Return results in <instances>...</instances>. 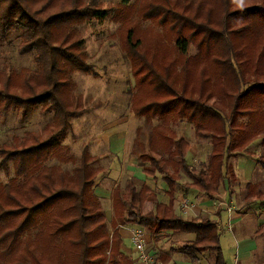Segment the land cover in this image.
<instances>
[{
  "label": "trees",
  "instance_id": "obj_1",
  "mask_svg": "<svg viewBox=\"0 0 264 264\" xmlns=\"http://www.w3.org/2000/svg\"><path fill=\"white\" fill-rule=\"evenodd\" d=\"M130 1L102 8L87 0H0V43L17 33L18 55H32L34 65L0 68V120L35 108L50 116L43 134L0 145V264H133L116 230L109 231L88 151L70 172L59 166L71 161L59 139L82 109L70 75L93 74L78 29L91 21L124 24L136 15L153 26L145 43L133 41L135 26L124 38L132 68L146 62L157 70L154 81L145 75L137 82L132 105L148 99L155 106L150 116L137 114L146 116L145 128L132 142L145 175L158 174L173 189L184 173L190 189L213 200L224 181L236 180L229 159L245 153L264 170V0ZM166 59L171 65L158 71ZM180 123L209 142L206 162L188 163L190 144L173 130ZM259 139V153L248 151ZM245 188L244 203L264 205V181ZM155 199L150 188L128 181L113 192L115 216L154 241L167 232L193 234L180 249L190 262L212 252L214 264H225L218 219L183 221L162 204L143 214ZM157 261L169 264L170 256L159 252Z\"/></svg>",
  "mask_w": 264,
  "mask_h": 264
},
{
  "label": "rangeland",
  "instance_id": "obj_2",
  "mask_svg": "<svg viewBox=\"0 0 264 264\" xmlns=\"http://www.w3.org/2000/svg\"><path fill=\"white\" fill-rule=\"evenodd\" d=\"M87 1L102 8L115 6L120 2V0ZM130 2L137 5L140 0H131ZM134 26L137 32L134 33L133 41L140 39L145 43V35H150L148 33L153 26L151 21H144L136 15L124 24L106 19L100 22L91 21L78 28L84 40V49L88 57L87 64L91 66L93 74L75 72L70 75L75 85L74 95L78 98L82 109L77 117L70 119V127L65 136L59 139L61 145L69 149L71 157L70 162L59 166L65 172H70L77 164L82 150L86 149L97 171L94 192L101 186L109 193L114 188V181L118 179H121V188H124L128 181L134 180L137 183L142 181V177L136 175L142 168V163L133 156L132 142L137 132L145 128L144 119L146 116H138L137 114L143 112L150 116L155 106L148 105L150 101L148 99L146 101L141 100L137 109H132V105L138 103L137 98L139 96H136L135 86L137 82L145 75H149L154 81L157 78V70L156 67H150L146 62L137 64L132 68L127 52V42L124 38H126V32L131 28L134 29ZM17 46V33H11L5 41L0 43V68L7 65L14 71H18L22 67L33 70L32 55H18ZM137 52L140 51L137 50L136 54ZM170 65V59H166L162 61L158 71ZM144 103H146L144 110L140 111V107ZM49 120L50 116H40L39 108L28 109L25 114H7L0 120V145L10 146L13 137H23L28 133L43 134L48 122L50 123ZM173 130L177 139L183 138L190 144L187 157L189 164L197 165L206 162L211 151V145L208 141L196 140L191 125L187 123H180ZM120 147L122 148V155L115 154L114 152ZM260 150V139L248 148V151L254 154L259 153ZM229 162L234 169L236 180L230 183L224 181L219 188L218 196L220 193L226 199V204H231L233 207L232 218H235L244 210V207L239 209L238 202L242 205L250 204L243 202V197L245 198L246 195V184L249 182L257 184L264 181V170L260 169L254 159L245 153L236 155L229 159ZM52 164L58 165L56 161H53ZM116 168L118 173L115 171ZM128 172L129 174H127ZM0 176L5 182L6 179L1 172ZM182 177L184 181L189 182L187 177L184 175ZM160 178L161 176L156 175L155 179L159 181ZM149 181L151 182L150 179ZM98 200L109 225L111 224L110 218L113 219L111 198L103 200L98 197ZM254 201L255 199L251 203ZM184 202L187 203L186 200ZM255 203L264 206L260 202L255 201ZM257 210L260 216L256 219L255 224L259 223V228L262 227V229L256 235H258V240H261L260 247L264 249V208L260 207ZM141 230L146 235V252L157 264H160L157 261V256L161 247L158 243L161 242L162 245L169 243L176 248V251L183 244H186L181 239L174 238L173 234L177 233H163L158 241H154L155 239H152L145 230ZM109 231L112 232L111 227H109ZM226 232L228 231L226 230ZM231 236L229 234L220 236L222 247H230V251L233 242H230ZM202 256L210 263L213 262L212 252L204 253ZM137 264L141 263L137 260Z\"/></svg>",
  "mask_w": 264,
  "mask_h": 264
},
{
  "label": "crops",
  "instance_id": "obj_3",
  "mask_svg": "<svg viewBox=\"0 0 264 264\" xmlns=\"http://www.w3.org/2000/svg\"><path fill=\"white\" fill-rule=\"evenodd\" d=\"M121 151L122 148L120 147L119 150H116L114 153L122 155ZM118 169L120 172V167ZM118 169L116 168L115 170L117 173ZM127 174H129V172ZM137 174L138 176L140 175L142 177V181L137 183L132 180L130 182H132L136 188L147 186L155 193L156 196L154 202H146L143 205V214L153 212L156 205L162 204L165 206L171 205L173 213L183 219V221H190L194 219H218L221 235H232V240L230 242L233 241L231 243V251L229 250L230 247L224 248L221 245L225 264H264V249L260 247L261 240H258V235H256L260 224H255L256 219L260 216L259 212H257V209L260 207L264 208V206L255 203L256 200L249 205H242L238 202L237 206L239 209L244 207V210L240 215H236L235 218H232V212L228 214L225 210L224 204H226V199L222 197L220 193L217 199L212 200L194 191L193 189H190L188 186L192 181H190V179L184 173H180L181 179L174 185L173 189H170L161 178V180L158 181L157 179L156 181V176L150 177L145 175L142 172V168H140L136 175ZM182 175L187 177L189 182L184 181L182 179ZM148 178L151 180V182ZM114 182V188L109 193L101 186L97 188L98 190H96L94 193L97 198L99 197V199L105 200L111 198L110 205L111 211L113 213V219L110 218V223L112 224L111 229L112 231L116 230L117 234L122 240L120 250L123 255L131 259L133 264H137L138 253L135 251L134 245L132 243V232L133 230H142L140 227L123 224L117 220L114 213L115 207L113 203V192L116 188H123L120 187L121 179L115 180ZM155 187L156 189L154 190ZM184 200H186L189 204L185 213L181 211V205ZM229 221L230 230L227 228ZM226 230L228 232H226ZM142 233L145 235L143 231ZM173 236L174 238L181 239V241L186 243H190L194 239L193 234H173ZM158 245L159 247L161 246L159 248V252L170 256L169 264H214V262L210 263V261L204 256H200L198 262L192 263L185 255L180 252L181 248L179 250L177 249L178 251H176V248L171 244L169 245V243L162 245L160 242Z\"/></svg>",
  "mask_w": 264,
  "mask_h": 264
},
{
  "label": "built area",
  "instance_id": "obj_4",
  "mask_svg": "<svg viewBox=\"0 0 264 264\" xmlns=\"http://www.w3.org/2000/svg\"><path fill=\"white\" fill-rule=\"evenodd\" d=\"M225 210L228 214L233 211L231 204H224ZM182 211L185 213L188 209V204L186 202L181 205ZM227 228L230 230V221L227 225ZM132 243L134 245L135 251L138 253V262L141 264H157L149 254L146 252L145 247V235L140 230H133Z\"/></svg>",
  "mask_w": 264,
  "mask_h": 264
}]
</instances>
